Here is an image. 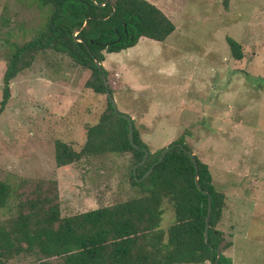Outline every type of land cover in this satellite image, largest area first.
<instances>
[{"label":"rangeland","instance_id":"rangeland-1","mask_svg":"<svg viewBox=\"0 0 264 264\" xmlns=\"http://www.w3.org/2000/svg\"><path fill=\"white\" fill-rule=\"evenodd\" d=\"M148 1L175 29L162 42L142 37L105 54L117 109L134 119L150 151L182 137L208 164L225 194L218 228L233 242L225 254L232 264H264V0ZM49 10L34 0H0V102L12 43L34 38ZM227 37L241 44V59ZM88 76L67 56L37 54L11 81L0 112V180H56L62 215L134 194L127 154L55 163V141L79 150L106 107L107 94L85 88ZM163 207L166 228L174 212ZM12 261L40 264L31 255Z\"/></svg>","mask_w":264,"mask_h":264},{"label":"trees","instance_id":"trees-1","mask_svg":"<svg viewBox=\"0 0 264 264\" xmlns=\"http://www.w3.org/2000/svg\"><path fill=\"white\" fill-rule=\"evenodd\" d=\"M34 2L50 10L34 38L12 43L9 49L0 112L10 97L11 81L32 65L37 54L50 51L67 56L88 72L85 88L112 94L110 73L103 66L105 54L130 48L142 37L162 42L175 29L173 21L148 0ZM227 42L232 57L241 59V44L231 37ZM106 102L98 121L86 128L79 150L62 140L55 141V163L60 167L83 158L127 154L131 161L128 182L134 194L113 204L62 215L56 180H0V211L7 214L0 218V264H16L12 260L22 255H31L40 264H211L218 253L214 264H232L225 252L233 242L218 228L225 194L213 182L208 164L194 154L196 181L194 162L183 147L192 151L182 137L173 141L175 145L158 162L165 146L150 151L132 119L134 147L127 119L116 112L108 95ZM144 149L148 156L139 164ZM209 197L211 212L205 239ZM166 202L173 209L174 219L163 228Z\"/></svg>","mask_w":264,"mask_h":264},{"label":"water","instance_id":"water-1","mask_svg":"<svg viewBox=\"0 0 264 264\" xmlns=\"http://www.w3.org/2000/svg\"><path fill=\"white\" fill-rule=\"evenodd\" d=\"M96 65L98 68H101V64L99 61H95ZM106 82V81H105ZM107 84V82H106ZM107 95H108V98H109V101L111 102V105L113 106V108L116 110V112L121 115L123 118L127 119L128 121V126H129V132H130V140H131V143L134 147H137V145L133 142V129H134V125H133V120L132 118L126 114V113H123V112H119L118 109H117V106H116V102L114 100V97L113 95L110 93L109 90H107ZM175 145V143H170L169 145L165 146L159 159H158V162L161 161L165 155V153L170 150L173 146ZM179 146H181L180 144H178ZM183 149L185 151H187L190 155V157L192 158L193 162H194V167H195V171H196V176H195V180L197 181L198 180V172H197V163L194 159V154L190 151H188L186 148L183 147ZM148 156V150L147 149H144V156L142 158V160L139 162V164H142L144 163V161L146 160ZM136 167V165H134V168ZM152 168H150L144 175H143V178L146 177L150 171H151ZM197 186L199 187V184L197 183ZM210 212H211V198L209 197L208 198V214H207V218H206V225H205V232H204V237L205 239L208 238V228H209V219H210ZM219 256H220V253H218L217 255V258L215 260V262L219 259ZM215 262L211 263V264H214Z\"/></svg>","mask_w":264,"mask_h":264}]
</instances>
